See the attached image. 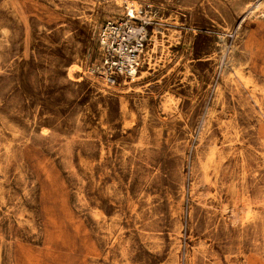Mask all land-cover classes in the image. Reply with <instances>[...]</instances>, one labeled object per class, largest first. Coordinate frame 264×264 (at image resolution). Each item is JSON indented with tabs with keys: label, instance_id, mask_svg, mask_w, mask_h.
<instances>
[{
	"label": "rangeland",
	"instance_id": "374dc122",
	"mask_svg": "<svg viewBox=\"0 0 264 264\" xmlns=\"http://www.w3.org/2000/svg\"><path fill=\"white\" fill-rule=\"evenodd\" d=\"M0 264H264V0H0Z\"/></svg>",
	"mask_w": 264,
	"mask_h": 264
},
{
	"label": "built area",
	"instance_id": "2783aa9c",
	"mask_svg": "<svg viewBox=\"0 0 264 264\" xmlns=\"http://www.w3.org/2000/svg\"><path fill=\"white\" fill-rule=\"evenodd\" d=\"M141 13L140 9L134 13L127 9L123 18L107 20L100 27L101 67L108 78H131L152 63L150 20Z\"/></svg>",
	"mask_w": 264,
	"mask_h": 264
},
{
	"label": "bare ground",
	"instance_id": "6f19581e",
	"mask_svg": "<svg viewBox=\"0 0 264 264\" xmlns=\"http://www.w3.org/2000/svg\"><path fill=\"white\" fill-rule=\"evenodd\" d=\"M125 3H127V1H125ZM125 3H124V5H125ZM133 3H135V4H138L136 1H133ZM134 5V4H133ZM117 7H120V6H122V4L121 3H119L118 5H116ZM127 6V8H129V5H126ZM135 9V8H134ZM137 9H139L138 7H137ZM118 10V9H117ZM130 12H133L134 13V10H133V8L132 9H130ZM155 40V39H154ZM157 41V40H156ZM102 71V70H101ZM219 71V70H218ZM140 72V71H139ZM102 73H104L105 74V72L104 71H102ZM144 74V72H141V74L139 75V76H141V75H143ZM137 75V74H136ZM136 75H134L133 76V79H132V81H134V80H136L137 78H140V77H138V76H136ZM104 79L105 80H108L110 83H114L115 81H114V79L112 78H108V76L107 75H105L104 76ZM132 81H126L127 83H129V82H132Z\"/></svg>",
	"mask_w": 264,
	"mask_h": 264
}]
</instances>
